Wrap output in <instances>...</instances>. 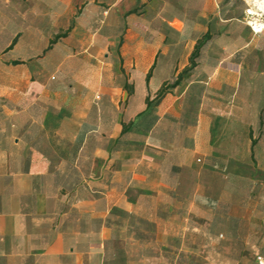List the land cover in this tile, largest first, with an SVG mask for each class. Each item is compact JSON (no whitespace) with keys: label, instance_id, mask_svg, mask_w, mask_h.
Here are the masks:
<instances>
[{"label":"crops","instance_id":"obj_1","mask_svg":"<svg viewBox=\"0 0 264 264\" xmlns=\"http://www.w3.org/2000/svg\"><path fill=\"white\" fill-rule=\"evenodd\" d=\"M64 1L55 0L56 7L47 5L45 10L43 0H0V62L10 65L6 71L37 78L0 84V264H215V258L199 253L222 252L228 243L218 239L213 226L207 227L210 215L201 211L196 192L192 196L201 170L183 162L165 173L156 159L135 160L134 151L124 143L123 122L145 107L132 113L115 100L111 80L102 69L93 75L94 86L61 84L43 92L44 56H81L86 61L111 56L110 0H69L67 5ZM138 1L146 2H122L127 32L121 56L131 65L152 56L145 73L152 69V76H158L157 69L159 73L167 69L177 76L190 64L170 69L168 62L176 61L175 56L169 51L160 56L165 36L147 51L138 39L135 29L141 24L134 13ZM163 20L175 33L183 29L176 22L187 23L186 14L168 12ZM211 26L207 24L203 35L208 30L213 34ZM46 29L54 35L46 36ZM206 57L199 58L197 68ZM244 57L248 59L239 56L237 86L255 88L252 77L257 76L264 86V69L257 74ZM211 60L216 64L207 79L217 83L223 73L219 64L225 59ZM212 82L205 81L210 86L215 85ZM43 93L49 102L46 109ZM69 95L74 101H68ZM258 100L250 127L259 124L264 92ZM94 106L106 116L98 118L97 129L85 132ZM110 109L118 117H112ZM251 132L249 128L253 144L256 136ZM217 169L214 161L206 171Z\"/></svg>","mask_w":264,"mask_h":264},{"label":"rangeland","instance_id":"obj_2","mask_svg":"<svg viewBox=\"0 0 264 264\" xmlns=\"http://www.w3.org/2000/svg\"><path fill=\"white\" fill-rule=\"evenodd\" d=\"M68 1L65 0L64 4L67 5ZM122 2L124 0H110L114 5L109 12L112 22L108 31L112 48L108 53L111 56H99V61H86L81 56H44L43 92L54 91L61 84L94 86L96 79L93 75L96 70L102 69L106 70L107 79L111 80L112 97L120 100L122 106H129L132 113L146 107L149 96L151 106L161 120L152 127V134L144 131L146 121L142 123L140 131L127 133L124 139L128 142L127 149L134 151L135 160L143 156L149 161L156 159L165 173L170 166L183 162L201 170L199 184L194 187L192 196L196 192L197 198H201L204 207L201 211L210 215L207 227L213 226L218 239L227 242L228 247L218 253H199V257L211 256L215 258V264H257L256 255L264 254V135L259 134L256 125L250 127L249 124L257 117V98L264 92V86L259 84L258 76L252 77L256 82L255 88L254 85L250 90L247 86H237V70L242 68L238 64L239 56H248V59L244 57L242 60L253 64L257 74L264 69V35L253 33L248 24V9L255 8L248 0H218L217 3L211 0L138 1L134 10L141 24L135 29L139 33L138 39L145 43L147 51L150 45L160 43L165 36L160 56L168 51L175 56L176 61L168 62L171 70L190 64L189 57L195 46L193 41L203 35L208 23L212 25L214 34V38L202 50L201 56H207V60L190 73L194 74L191 80L185 79L177 87H166L168 93L159 98V89L176 79L175 72L161 69L159 73L157 69L155 72L158 76L146 81L145 71L152 56H143L137 65L135 61L134 65L129 64V60L121 56L124 49L122 43H118L127 32ZM47 5L55 8L56 2L43 0L45 10ZM168 12L186 14L185 26L180 22L175 23L183 26L181 33L171 31L163 20ZM43 33L46 36L54 35L51 29L43 30ZM59 33L64 34L62 31ZM75 47L81 50V47ZM215 56L225 59L219 64L223 73L218 75L217 83L207 79L216 64L211 60ZM7 66L10 67L0 62V84L33 82L37 79L22 77L18 71H6ZM1 69L5 72L2 73ZM206 80L218 85H207ZM124 86H128V89ZM122 87L123 93L120 91ZM45 94L44 109L49 104L45 101ZM69 96L68 101H74L72 95ZM110 111L112 117L117 116V112ZM93 127L91 122L88 129ZM249 128L256 136L253 144ZM82 145L83 142L80 147ZM144 148L145 152L142 151ZM213 149L217 152H212ZM214 161L219 169L209 173L206 170L214 166Z\"/></svg>","mask_w":264,"mask_h":264},{"label":"trees","instance_id":"obj_3","mask_svg":"<svg viewBox=\"0 0 264 264\" xmlns=\"http://www.w3.org/2000/svg\"><path fill=\"white\" fill-rule=\"evenodd\" d=\"M58 36L55 37V39L53 40V42L56 41ZM214 38V34H212L210 32V30H208L201 38H199V40L197 41L195 48L190 56V65L185 67L177 76L176 79L168 84L165 85L163 87H161L158 91V96L159 98L164 97L168 91L167 89H165L166 87H177L181 81L185 80V79H189L191 80V78L194 76V74H190L192 73L194 70L197 69L198 66V59L201 57L202 55V50L203 48ZM122 43V40H121ZM14 64L19 63L18 61L13 62ZM152 76V69L149 71V73L147 74V81H149V79ZM128 89V86L127 88ZM261 104H263V107L260 110V114H259V124L257 125V130L259 132L260 135H264V101H261ZM103 110V109H102ZM99 111L97 106H94V108L92 109V111L90 112L89 116H88V120L87 122H85L84 124V131H88L91 129H97L98 126V118L99 117H103L104 115L106 116L105 112L103 111ZM159 120V115L157 114L156 110H154V107L151 106V99L148 96L147 97V101H146V107L143 111L139 112L136 115V118L131 119L128 122H123V128L121 130V135L124 136L127 133L136 131V130H141V125L144 121H146V125L144 127V131L147 133L152 134V127H154L156 125V123ZM91 122H93L94 127L91 129H88V125L91 124ZM251 135L253 136V133L251 132ZM154 136V135H153ZM256 142V139H254L253 143ZM123 143V142H122ZM125 145H128V142L124 141ZM177 167V166H175ZM114 211V210H113ZM257 256V255H256ZM256 259V257H255Z\"/></svg>","mask_w":264,"mask_h":264},{"label":"built area","instance_id":"obj_4","mask_svg":"<svg viewBox=\"0 0 264 264\" xmlns=\"http://www.w3.org/2000/svg\"><path fill=\"white\" fill-rule=\"evenodd\" d=\"M248 24L255 34L264 32V11H255L253 8H249L247 12ZM257 264H264V254H257Z\"/></svg>","mask_w":264,"mask_h":264},{"label":"bare ground","instance_id":"obj_5","mask_svg":"<svg viewBox=\"0 0 264 264\" xmlns=\"http://www.w3.org/2000/svg\"><path fill=\"white\" fill-rule=\"evenodd\" d=\"M257 11H264V0H248Z\"/></svg>","mask_w":264,"mask_h":264}]
</instances>
